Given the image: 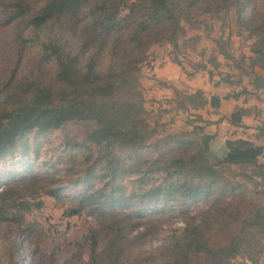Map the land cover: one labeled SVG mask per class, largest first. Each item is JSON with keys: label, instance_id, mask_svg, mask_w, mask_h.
Listing matches in <instances>:
<instances>
[{"label": "trees", "instance_id": "trees-1", "mask_svg": "<svg viewBox=\"0 0 264 264\" xmlns=\"http://www.w3.org/2000/svg\"><path fill=\"white\" fill-rule=\"evenodd\" d=\"M7 3L13 8L5 10L6 22L23 21L16 33L20 51L37 46L38 64L53 68L46 78L8 81L9 98L0 105V223L20 222V209L39 206L18 201L16 186L33 189L46 174L44 192L60 196L75 187L69 213H94L108 237L97 250L100 229H89L87 264H248L236 262L237 256L256 262L264 248V172L258 160L264 116L255 139L223 140L195 125L150 143L154 129L144 116L138 71L153 43L165 39L178 46L182 21L196 23L200 14L216 16L233 7L239 25L256 35L246 56L249 67H241L250 74L249 86L233 95L257 94L264 89V0H41L31 12L27 0H0ZM219 51L234 58L222 44ZM185 97H197L194 107L207 102L201 89ZM208 101L216 104L218 96ZM245 109L231 112L229 123L242 125ZM72 125L86 130L75 136ZM237 174L244 178H233ZM199 200L208 204L196 206ZM193 207L197 213L188 214ZM167 213L185 215L180 232L124 258L138 220ZM18 245L8 252L10 264H23Z\"/></svg>", "mask_w": 264, "mask_h": 264}, {"label": "rangeland", "instance_id": "rangeland-1", "mask_svg": "<svg viewBox=\"0 0 264 264\" xmlns=\"http://www.w3.org/2000/svg\"><path fill=\"white\" fill-rule=\"evenodd\" d=\"M27 1L31 5L30 12L41 3V0ZM12 8L11 3H7V6L0 4V105L9 98L8 81L11 77L46 78L53 68V64H38L40 50L37 46L25 45L20 51L16 33L23 26L22 18L6 22L5 10ZM196 18L199 20L196 23L182 21L183 30L177 35L178 46L174 47L167 40L161 39L149 47L147 57L140 63L138 78L144 96V116L154 129L149 141L153 143L167 133L190 130L195 125L202 126L204 131L215 133L223 140L238 136L255 139L257 122L246 123L241 119L242 125H234L221 119V116H229L239 106L246 108L241 116H264V89L257 94L247 95L242 91L237 96L233 95L242 86H249L250 74L241 67H249L246 56L250 54L249 47L256 35H249L245 27L239 25L233 7L216 16L203 13ZM217 38H220L221 43L217 42ZM220 44L234 58L225 57L219 51ZM173 58L178 59L179 63ZM17 59L19 62L16 64ZM255 69L262 71L258 66ZM197 89H201L207 98V102L201 107H194L197 97L194 98L195 101L185 97V92L193 93ZM227 93L230 94L228 97ZM212 95L218 96L216 104L208 101ZM177 100L185 107L179 105ZM69 129L73 135L80 136L86 127L72 125ZM53 138L58 140L55 135ZM256 141L263 142L259 139ZM231 168L235 171L242 169L239 165H232ZM45 175L39 177L33 189H26L22 184L16 186L20 189L19 194H15L18 201L26 198L40 204L20 209V222L0 223V264L12 262L8 252L17 240L19 245L16 247V256L23 264H87L90 241L86 234L91 227L100 229L97 250L104 246L108 237L104 235L101 223L94 213L86 210L69 213L70 208L76 204L73 198L76 188L67 187L60 196L49 195L43 188L47 178ZM233 178L244 177L237 174ZM195 204L205 207L208 200H199ZM196 213L197 208L193 207L188 214ZM184 224L185 215L176 213L139 219L128 233V238L133 239L123 257L128 258L158 247L178 234ZM27 226L28 233L22 234L20 228ZM258 257L256 262L240 256L234 260L264 264V248ZM159 263L158 259L155 260V264Z\"/></svg>", "mask_w": 264, "mask_h": 264}, {"label": "crops", "instance_id": "crops-1", "mask_svg": "<svg viewBox=\"0 0 264 264\" xmlns=\"http://www.w3.org/2000/svg\"><path fill=\"white\" fill-rule=\"evenodd\" d=\"M223 120H225L227 122V116H221ZM256 118V119H254ZM242 119L246 122L249 123L251 121L257 122L259 123V121L262 119V116H243ZM250 120V121H249ZM228 123V122H227ZM257 124H255L256 126ZM232 131V130H231ZM215 132V131H214ZM258 160L262 163V168H263V172H264V148L262 153L259 155Z\"/></svg>", "mask_w": 264, "mask_h": 264}]
</instances>
